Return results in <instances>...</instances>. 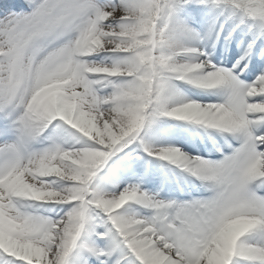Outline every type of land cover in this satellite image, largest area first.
Returning <instances> with one entry per match:
<instances>
[{
	"label": "snow or ice",
	"instance_id": "6c2138e0",
	"mask_svg": "<svg viewBox=\"0 0 264 264\" xmlns=\"http://www.w3.org/2000/svg\"><path fill=\"white\" fill-rule=\"evenodd\" d=\"M0 264H264V0H0Z\"/></svg>",
	"mask_w": 264,
	"mask_h": 264
},
{
	"label": "rangeland",
	"instance_id": "374dc122",
	"mask_svg": "<svg viewBox=\"0 0 264 264\" xmlns=\"http://www.w3.org/2000/svg\"><path fill=\"white\" fill-rule=\"evenodd\" d=\"M177 177H180V173L179 172L177 173Z\"/></svg>",
	"mask_w": 264,
	"mask_h": 264
},
{
	"label": "bare ground",
	"instance_id": "6f19581e",
	"mask_svg": "<svg viewBox=\"0 0 264 264\" xmlns=\"http://www.w3.org/2000/svg\"><path fill=\"white\" fill-rule=\"evenodd\" d=\"M193 153L195 154V150H193Z\"/></svg>",
	"mask_w": 264,
	"mask_h": 264
}]
</instances>
